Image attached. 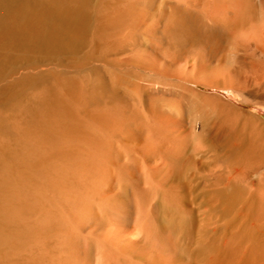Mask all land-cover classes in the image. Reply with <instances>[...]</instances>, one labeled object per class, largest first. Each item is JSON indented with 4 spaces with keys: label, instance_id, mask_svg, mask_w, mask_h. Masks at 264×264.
<instances>
[{
    "label": "bare ground",
    "instance_id": "1",
    "mask_svg": "<svg viewBox=\"0 0 264 264\" xmlns=\"http://www.w3.org/2000/svg\"><path fill=\"white\" fill-rule=\"evenodd\" d=\"M147 1L103 0L95 44L108 48L88 55L86 0H0V32L45 50L81 46L82 55L69 75L37 70L52 83L25 103L21 128L0 114L2 135L21 136L20 165L0 164V264H264V119L250 112L263 124L234 147L239 130L220 106L229 105L220 94L237 101L232 70L264 81V0L161 6L165 33L198 37L208 52L210 37L197 30L207 21L232 36L245 64L198 50L169 56L154 40L136 48L160 24L147 22ZM190 165L202 192L188 197Z\"/></svg>",
    "mask_w": 264,
    "mask_h": 264
},
{
    "label": "rangeland",
    "instance_id": "2",
    "mask_svg": "<svg viewBox=\"0 0 264 264\" xmlns=\"http://www.w3.org/2000/svg\"><path fill=\"white\" fill-rule=\"evenodd\" d=\"M102 1L103 0H101V1H99V0H86V4L88 6V7L85 6V10L88 14L86 29L88 30L87 31L88 34L86 33L87 38H83L84 40L86 39L85 45L83 46L82 45L83 43H81V45L84 47L83 49H80V51L82 50V54L84 52L86 53V50L89 51L92 48V46H96V49L95 50H94V48L91 49L89 51L90 53H88V55L91 54L92 52L96 53L99 50H100L99 52H105V50L108 48V46H102L101 42H100V44H95V42L97 43V39H95L96 36H98L100 38V36H99L100 33H98V31L96 30V24H95L96 18H95V16H97L103 9V6H102V8H100V5H102L101 3H103ZM104 1H106V0H104ZM69 2H70V0H69ZM98 2H100V3H98ZM152 2H153V4H152ZM104 3H103V5H104ZM162 5H163V0H148L147 1L146 5H145V7L147 8L146 11L148 14L147 19H146L147 22L150 23V22L157 19L158 22L160 20V22H159L160 24L155 29L154 33H153V31H149V29L146 28V30H148L149 33H153L152 36L149 37V35H147V34L146 35L148 37L146 35L137 36V41H136L137 44L135 45L136 48H138L139 46L141 47V44H142L141 41L142 40H143V42H148V41L154 40V41L161 42L163 44V46L165 48H167L166 49L168 51L167 55H169V56H176L177 57L179 54H181V57H183V58H185L186 55L199 57L198 55H195V52L197 53L198 51H200L198 54H200L201 56H204L206 53H209L208 55L212 59L221 60V61H225V62L230 61L231 58L233 59L235 57H238V59H239V58H241V56H243V55L240 56L238 54L239 52L234 54V51L231 48L232 43L234 42L232 36L225 34L224 35L225 37H224L223 32L219 33L220 31L218 32L217 30H216L217 32H214V30L211 28V25L207 21H206L207 23L204 21V23H202L200 27L197 26V28H198L197 30L199 33L202 32V34H201L202 36H205L207 38L210 37L208 44L209 45L211 44V46H209V51L212 50L213 52L212 51H210V52L205 51L202 44L201 45L195 44L196 43L195 40H197V43L200 41L198 39V37L197 38H191V39L189 38V42H188V40L183 39V37H177L176 38L170 34L165 33L163 30V24H162L161 19H160V16H162V14H163L162 12H163V8H164V7L161 8ZM91 8H93L92 11H94V12H91V10H90ZM87 9H89V10H87ZM149 10H151V11H149ZM89 18H91V19H89ZM93 25H94V28H93ZM201 28L202 29L205 28V29L201 30ZM94 29H95V32H94ZM92 30H93V32H92ZM205 30H206V32H205ZM207 30L209 32H207ZM145 32L146 31L144 29V33ZM205 33H206V35H205ZM211 33H213V34H211ZM220 34H222V35H220ZM86 35H84V36L86 37ZM153 35L157 38L155 39V37ZM209 35H212V36H209ZM143 36H144V38H142ZM226 36H227V39H226ZM99 38H98V40H99ZM161 38H162V40H161ZM163 38H165V40ZM83 39L81 42H83ZM172 39H173V41H172ZM190 40H191V42H190ZM192 40H194V41H192ZM211 40L213 41V43ZM220 40H222V41H220ZM224 40L226 42L228 41L229 43L227 42V45H225L226 42ZM163 41H165L166 43L165 42L163 43ZM178 41L180 43H178ZM185 41H186V43H185ZM192 42H194V43H192ZM215 42H217L218 45L215 44L213 46L212 44H214ZM180 44H181V46H180ZM199 44H200V42H199ZM97 45L102 46V47L100 48ZM182 45L183 46L185 45V47H183ZM178 46H180V48H178ZM199 46H200V48H199ZM181 47H183V48L189 47V48L187 49L188 51H186V49H183V48H182L183 50H181ZM194 47L196 48V51H195ZM212 47H214V48H212ZM79 48H81V46H78L76 48V49H78V50H76L77 52L76 51L71 52L69 49H67V50L66 49H62V50L60 49L58 52L50 50V49L45 50V48H42V46L29 45V44L25 45L20 40L13 38L6 33L4 34V33L0 32V114H1L2 118L7 121L6 123H8V125H7L8 127L10 125H12L13 127H11V128H14V126L16 125L15 127L19 126L21 128V112H22L21 110H23L25 103L29 100H32L36 96V94L44 87L45 84L52 83V80L50 78H47L46 79L47 81H44V82H40V80L36 79L35 74H36L37 70L39 71L43 67H51L52 70H54V71H55V69L58 72L61 71V72H59V74H61V75H69V73L71 72L70 70H72V68L74 66L73 65L74 59L79 61L80 60L79 58L82 57V55L80 56L81 53H79L80 57L78 58L77 53L79 51ZM172 48H174V49H172ZM97 49H99V50H97ZM179 49L181 51V52L179 51L180 53L177 51ZM67 51H70V53L68 52L69 53L68 54ZM171 51H173L174 53ZM202 52H204V53H202ZM182 53H184L183 56H182ZM191 53H192V55H191ZM176 54H178V55H176ZM226 54H227V56H226ZM74 55L76 56V58H74L72 61H70L71 57H73ZM179 56H178V58H181ZM186 57H188V56H186ZM228 58H230V59L227 60ZM241 59H243V64H245L248 60L245 57H242ZM76 60L74 61V64H76V62H77ZM227 63H229V62H227ZM46 64H48V65H46ZM37 68H39V69H37ZM91 70H89V72H88L89 75H91L94 71L95 72L98 71L97 69H95V70L91 69ZM24 75L30 77L31 79H29L28 81L23 83L22 77ZM32 77L36 81H32ZM231 77H233L234 79ZM231 77L230 78L233 82V86L235 85L234 88L236 89L237 94H238L237 97L235 96L237 101H233V99L227 98V97L223 96L222 94H220L229 103V105L228 104L227 105L221 104L220 106L224 107L223 110L221 111V115L223 114L225 116V118H227L230 122H233L239 130L238 131L239 133L237 132L236 135H232V138L230 140V143H232V145L234 147H238L240 141L242 142L244 139V138H242V132H243L244 137H245L246 136L245 134H248V132H249V129H247V128H249V125L254 127V125L256 126V124H258L260 122V121L257 122L256 120H254V118H252L250 116V114L251 113L257 114L262 119H264V114L262 115V113L256 111L253 107V106L258 107V109L264 108V107H260V106H264V81L260 82L258 80V78L256 77V74L251 72V71H243V70L240 71L239 69L232 70ZM50 80H51V82H50ZM30 81L34 84H32ZM25 88L27 91L24 92ZM21 93H23V94L21 95ZM29 102H27V104ZM22 103H24V105ZM231 104H233V105H231ZM231 106L236 107V109L235 108L231 109V108H233ZM229 107H231V108L228 109ZM230 110H234V111H230ZM217 115H218V113H217ZM234 116L237 119V121L234 119ZM262 124L263 123H261L260 125H257L256 127L258 128ZM247 125H248V127H246ZM240 126H242V127H240ZM246 131H248V132H246ZM2 132L3 131L1 130V132H0V154H1L0 160H2V161L0 162V164L9 163L11 166H13L15 164L19 166L20 165L19 163L21 162V159H20V157H21V136H20V134H18L15 131H9L10 133L9 132L7 133L4 131L5 135H2L3 134ZM209 134H211V133L204 134L205 141L206 142H208V141L210 142L211 140H212V142L216 141L214 139L215 137L213 138L212 134H211V136H209ZM239 138H241V139H239ZM4 148H8V151H7V149H4ZM13 152L14 153L16 152L17 154L16 153L14 154ZM5 154H9L8 157H6ZM10 154L11 155L13 154L12 157L13 158L15 157V159L16 158L17 159L16 160L14 159L15 161H12L13 158L10 159L11 158ZM9 160H11V161H9ZM202 163L205 165L204 162H201V164ZM197 165H198V167H204V166L200 165L199 162L196 164V166ZM189 168L190 169L187 168L185 171L186 173L189 172L188 176L185 177L183 180L184 182L185 181L187 182V184H186V182L184 183L186 189L187 190L189 189L187 191V196L188 195L190 196L189 191L191 192L192 195L196 192H198V193L202 192L201 180L195 177L194 172H192V176H191V171H194V167H192V165H190ZM188 184L190 186H187Z\"/></svg>",
    "mask_w": 264,
    "mask_h": 264
}]
</instances>
